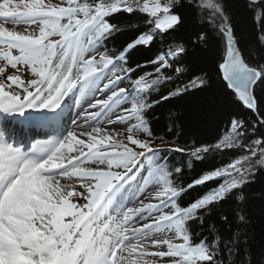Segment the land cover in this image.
<instances>
[{"label":"snow or ice","instance_id":"6c2138e0","mask_svg":"<svg viewBox=\"0 0 264 264\" xmlns=\"http://www.w3.org/2000/svg\"><path fill=\"white\" fill-rule=\"evenodd\" d=\"M174 3L175 0L164 3L153 0V6L145 2L139 10L153 17L149 23H154L155 29L163 33L179 23V16L171 11ZM120 5H124V11H133L126 0L109 3L101 0L94 4L87 0H62L60 5L51 0H0V62H3L0 63V129H3L0 131V264H142L140 258L148 255L179 257L180 260L173 264H214L212 246L203 240L193 244L186 222L196 218L198 210L222 201L242 185L245 169L241 167V160L196 180L195 184H203L217 177H232L187 207L176 202L184 189H178L170 178L171 173L164 165H158L150 175L159 185L153 199L160 203L141 201L140 207L121 209L118 218L112 215L114 201L135 166L136 157L145 155L137 153L130 145L155 155L147 141L136 138L138 132L148 133L144 113L152 105L146 102L143 93L151 85L139 78L133 81L131 92L119 87L124 79L119 73L133 70L117 64L125 59L128 49L139 44L148 46L154 36L151 32L141 34L116 57L100 51L102 41L114 29L105 17L120 10ZM197 7L210 10L214 17L223 16L222 7L215 0H199ZM226 23L224 18L220 24L227 47L219 64V74L226 88L246 108L255 111L256 101L251 90L258 80L264 83V66L256 69L243 61ZM5 24H35L38 34L28 28L23 32L10 30ZM200 39H204L203 34ZM183 52L184 48L177 46L152 63L159 65V72L170 66L169 57H178ZM9 68L14 71L5 75ZM25 70L34 77L27 82L19 74ZM176 71L181 69L177 67ZM204 83L199 77L191 81L194 86ZM13 87L18 91L6 90ZM74 89L81 95L93 91L110 93L107 99L89 104L90 108L99 106L104 111L86 113L96 121L95 125H88L91 131L80 132L87 140L69 131L62 138L34 143L28 151L7 142L4 137L7 117L24 116L21 123L26 126L49 124L52 121L49 114L60 108L64 98ZM123 104H130V107L123 108V114L108 123L136 121L125 129L128 143L116 138L121 133L113 130L109 134L99 126L100 116L106 115L113 105ZM27 110L31 112L25 116ZM32 112L37 114L32 115ZM242 126V121H232L235 136L244 135L239 130ZM233 134L222 141V146H238ZM252 144L258 147L248 148L251 156L244 159L257 156L259 150L258 163L264 164V147H260L264 141L256 139ZM88 164L98 167H86ZM61 179L73 183L62 184ZM76 184L83 191H77ZM72 197L83 199L85 203H73ZM169 206L171 212H164ZM145 212L148 216H144ZM156 212L160 214L154 216ZM137 218L145 221L139 227L133 224ZM165 229L173 232L182 243L151 239L153 247L167 245V251L148 252L145 241ZM134 254L139 258H133Z\"/></svg>","mask_w":264,"mask_h":264},{"label":"trees","instance_id":"16d2710c","mask_svg":"<svg viewBox=\"0 0 264 264\" xmlns=\"http://www.w3.org/2000/svg\"><path fill=\"white\" fill-rule=\"evenodd\" d=\"M87 2L94 4L101 0ZM215 2L222 7L223 16L214 17L210 10L197 7L199 0H175L171 11L179 16V23L163 33L154 28V23H149L154 18L139 9L131 13L118 11L106 19L114 29L102 41L100 50L107 51L108 55H119L138 36L151 32L154 39L148 46L139 44L128 49L125 59L117 64L133 70L125 71L132 83L144 78L151 85L143 93L146 102L152 105L144 113L150 133H145L148 142L174 149L192 147L195 151L162 148L153 151L155 155L150 153L149 158L156 167L164 165L171 173L173 184L184 189L176 198L181 207L203 198L232 177H217L203 184H195L196 180L241 160L247 170L242 185L222 201L198 210L196 218L186 224L193 244L203 240L212 246L214 264H264V166L249 170L241 159L247 155L244 146L256 139L264 141V123H261L264 83L258 80L252 89L256 101L253 111L226 88L219 74V64L227 47L220 32L224 18L243 61L256 69L264 66V2ZM202 34L204 39H200ZM177 46L183 47L184 52L178 57H169L170 66L157 72L159 65L152 61L161 54L167 56L169 50ZM177 67L180 72L176 71ZM197 77L205 81L202 86L191 84ZM154 80L158 82L153 84ZM232 119L243 122L239 130L244 135H234L239 145L214 147ZM256 158L258 156L248 161ZM234 175L240 178L239 174Z\"/></svg>","mask_w":264,"mask_h":264},{"label":"bare ground","instance_id":"6f19581e","mask_svg":"<svg viewBox=\"0 0 264 264\" xmlns=\"http://www.w3.org/2000/svg\"><path fill=\"white\" fill-rule=\"evenodd\" d=\"M145 2H147L150 7L153 6V0H126L127 6H131L132 8L137 7L139 4L143 5ZM123 7H124V5H120L121 9H123ZM5 27L9 28L10 30H16V31H21V32L24 31L26 28H30L28 26H23L21 24L20 25L6 24ZM13 71L14 70H12L10 68V72H8V73L11 74ZM72 92L73 93H69L68 96H66L64 98L66 101H64L63 106L58 109V112L62 110L60 113L64 118L63 121H65L68 118L67 122H68L69 126L67 129H64V130H61L58 132L56 131L57 134L55 136H52L50 139L62 138L63 136H66L67 132L73 131L76 133L77 138L87 140L86 136H80V132L81 131H91V128L88 125H95L96 121L93 120L90 116H87L86 113H100V112L104 111V109H102L100 107L90 108L89 104L94 103L97 99H102V97L104 96L105 93H102L99 91H93V92L87 93L86 95H81V93L76 89H74ZM98 110H100V111L97 112ZM28 112H31V111H26L25 113H28ZM33 113L34 112H32V114ZM119 115H121L120 112H118V113L112 112L111 113V110L107 111L106 115L99 117V126L105 128L109 132V134H111L113 130L118 132V130H117L118 125H120L121 123L115 122V123L109 124L108 121L109 120L115 121L116 117ZM58 118L59 117L55 116L52 119L51 123L46 124V125H42L41 127L47 128V129H58V126H60V125H58V123L60 122V120ZM17 148H19V147H17ZM65 152H66V149H65ZM67 155H76V153L67 154ZM137 166H138V164H137ZM86 167H92L93 168L94 165L88 164ZM135 169H134V172H135ZM61 183L62 184H72L73 181L61 179ZM131 183H132V179H130L128 181V179L126 177V182L124 184L125 187L122 189V192H123V195L125 194L127 196V199L126 198H124V199L127 200V203H129L130 207H133V208L140 207L141 201H142V192L139 191V189L136 185H132L130 187ZM75 186H76L77 191H83V189L79 188L78 184H76ZM127 187H128L129 191L127 190ZM71 200L73 203L74 202H79V204L85 203V201L83 199H80L78 197H72ZM114 204L118 205L120 203H114ZM114 206L115 205H113V207ZM121 207H122V205L120 207H117L114 210H112V212H113V214H115V216H117L119 214L120 209H122ZM162 232H165V231H162ZM151 239L164 240L166 238H165V235L161 234V235H154L151 237ZM151 239H148L145 241V244L148 247L152 246L151 245ZM148 251L153 252V249L148 250ZM124 255H127V253H125ZM133 258H139V257H136L134 254ZM140 259L142 260V264H143V262H146V264H147V262H149V260H150V257L145 256V257L140 258Z\"/></svg>","mask_w":264,"mask_h":264},{"label":"rangeland","instance_id":"374dc122","mask_svg":"<svg viewBox=\"0 0 264 264\" xmlns=\"http://www.w3.org/2000/svg\"><path fill=\"white\" fill-rule=\"evenodd\" d=\"M46 2H47V0H46ZM51 2L52 3H54V4H58V5H60V4H62V0H51ZM161 3H164V2H166V0H161L160 1ZM142 5L141 4H139L137 7H135V8H137V9H140V7H141ZM135 8H133V10H136ZM147 14V13H146ZM148 15V14H147ZM161 15H162V13H161ZM151 17V16H150ZM6 25V24H5ZM4 25V26H5ZM21 25H23V26H28V25H25V24H21ZM28 27H30V28H28L29 29V31H32V30H35L36 32H35V34H38V28H37V26L35 25V24H33V25H31V26H28ZM23 32V31H22ZM53 39H57V38H53ZM227 44V43H226ZM97 59H98V57H97ZM0 63H3V62H0ZM8 72H10V68L7 70V73L5 74V75H7V74H9ZM20 75H21V77H22V79L25 81V82H27L29 79H32V78H34V77H32L31 76V73H29V72H27L26 70L25 71H22L21 73H19ZM124 79H123V83H121V84H119V87H124V88H126V89H128L130 92L132 91V89H133V84H131L130 82H128V80H127V76L124 74V72H122V73H119ZM109 75H111V73L109 74ZM0 79H2V77H0ZM107 81H104V83H106ZM5 83H7L6 81H5ZM6 90H8V91H18L17 89H15L14 87L13 88H11V89H6ZM107 95H110V93H107V94H104V96L102 97V100L103 99H107ZM99 107V106H98ZM128 107H130V104H123V105H120L119 107H117L116 105H113V107H112V109H111V113L113 112V113H118V112H120L121 114H123L122 113V109L123 108H128ZM101 108V107H100ZM101 110V109H100ZM100 110H98L97 112H99ZM232 121H233V119L231 120V122H230V124H229V129L227 130V132H226V134H224L222 137V139H220V140H218V142H216V144L214 145V147H216V148H218V149H223V148H225L226 146H222V141H225L226 140V138L227 137H229V135L230 134H233V129H232ZM136 123V121H134V120H132V121H128L127 123H125V124H120V125H118V132L119 133H121V135H119V136H117L116 138L117 139H120V140H123V142L124 143H128L127 142V139H126V137H127V135H128V133L125 131V129L128 127V126H130L131 124H135ZM136 138H139V139H141V140H144V141H149L147 138H146V134H145V132H143V131H141V132H138V133H136ZM232 138H233V140L235 141V136H234V134L232 135ZM149 143V142H148ZM218 145H221V146H218ZM238 145H239V143H238ZM131 147H133L134 148V150L137 152V153H139V152H144L145 153V155L144 156H138V157H136V160L137 159H139L138 160V166L136 167V169H138L137 171H139V176H137V178L135 177V178H133V181L132 182H135V185H137V187H138V189H139V191H141L142 192V201H143V203H145V204H159L160 203V201L159 200H156V199H153V196H154V194H155V192L158 190V188H159V185H157V184H155L154 182H153V179H152V177H151V175H150V173L151 172H154L155 171V167H152V165L149 163V160L147 159V157H146V151H143V150H141L140 148H137V147H135V146H132V145H130ZM149 146H150V148H155V147H162V145L160 144V143H149ZM252 147H258V146H256V145H253L252 144V142H251V144L250 145H247V146H244V148H243V150L246 152V156H244L243 158H241L242 160H244L245 162V164H247V166H249L248 168H249V170H252V169H254L256 166L258 167V166H260V167H263L264 166V164H260V163H258V160H259V158H260V153H259V150H258V152H257V156H258V158H256V159H254V160H251V161H248V160H245L244 158L245 157H250L251 156V154H250V152L247 150L248 148H252ZM184 150H186V152H192V151H194L193 150V148L192 147H187L186 149H184ZM252 158V157H251ZM94 165V167L93 168H96V167H98V165H96V164H93ZM87 166V165H86ZM99 167H104V166H99ZM241 167H243L244 168V166H243V164L241 165ZM245 169V168H244ZM114 170H116V169H114ZM246 171L247 170H245L244 171V174H243V180L245 179V177H246ZM134 175V174H133ZM135 176V175H134ZM78 201V200H77ZM74 203H76V204H79V202H74ZM125 207H129V204H127V206H124L123 208H125ZM122 208V209H123ZM163 211L164 212H171V207L169 206V207H165L164 209H163ZM160 213L159 212H156V213H153V215L154 216H158ZM144 216H148V213L147 212H145L144 213ZM145 221L144 220H141V219H138L137 218V220H134L133 221V224L135 225V226H137V227H139L141 224H143ZM148 223H152V221L151 220H148L147 221ZM162 231H165V232H162ZM162 231H160V232H158V233H155V235H165V238L166 239H170L173 243H182V241H180V240H178V239H176L175 237H174V233L173 232H170V231H168V230H162ZM151 239V238H150ZM148 249H147V251L148 250H152L153 249V251H167V245H160V246H158V247H153V246H149V247H147ZM149 252V251H148ZM147 257H150V260H149V262H147V264H173V262L174 261H179L180 260V258L179 257H169V256H165V257H163V258H161V257H157V256H151V255H148Z\"/></svg>","mask_w":264,"mask_h":264},{"label":"water","instance_id":"95a60500","mask_svg":"<svg viewBox=\"0 0 264 264\" xmlns=\"http://www.w3.org/2000/svg\"><path fill=\"white\" fill-rule=\"evenodd\" d=\"M246 1H248L249 3H252V4H257V3H260V2H264V0H246ZM251 94H252V90H251Z\"/></svg>","mask_w":264,"mask_h":264}]
</instances>
